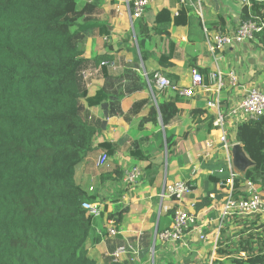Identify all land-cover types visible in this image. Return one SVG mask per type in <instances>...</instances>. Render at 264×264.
Wrapping results in <instances>:
<instances>
[{
    "label": "trees",
    "instance_id": "obj_1",
    "mask_svg": "<svg viewBox=\"0 0 264 264\" xmlns=\"http://www.w3.org/2000/svg\"><path fill=\"white\" fill-rule=\"evenodd\" d=\"M250 2L242 7L241 21L264 20V1ZM191 8L184 6L177 15L162 8L157 28L185 24ZM92 11L90 3L79 9L78 0H0V264H108L93 258L87 246L94 220L83 204L94 202L97 195H89L75 179L76 166L93 152L106 126L104 120L85 117V110L101 105L106 117L123 115L119 102L108 104L105 86L86 85L81 75L87 62L76 26ZM134 30L139 54L146 60L149 37L142 34L150 29L140 18ZM256 38L264 43V31ZM175 42L172 38L169 52L162 53V66L173 65ZM106 59L109 56L95 61L104 79L110 77L102 65ZM198 69L209 82L208 71ZM177 98L171 91L159 109L152 105L148 116L138 118L140 128L151 122L159 129L160 120L167 125L180 112ZM191 114L194 122H203L204 111ZM205 122L209 132L217 130L215 114ZM237 140L253 165L236 178V188L252 180L264 191V115L239 123ZM166 142L171 154L175 137L167 135ZM98 146L109 158L119 148L111 141ZM131 155L140 160L148 157L140 149ZM162 162L163 158L151 160L149 168ZM211 176L217 183L227 175ZM122 177L120 168L101 175L103 182ZM173 213L168 211L170 217ZM227 222L212 264H264L263 215L233 216ZM229 222L235 225L234 233Z\"/></svg>",
    "mask_w": 264,
    "mask_h": 264
},
{
    "label": "crops",
    "instance_id": "obj_2",
    "mask_svg": "<svg viewBox=\"0 0 264 264\" xmlns=\"http://www.w3.org/2000/svg\"><path fill=\"white\" fill-rule=\"evenodd\" d=\"M203 1L205 20L213 33L233 31L241 21L244 5L241 0ZM87 3L93 5V11L79 20L76 29L80 28V45L87 62L85 67H95L90 84L105 86L110 95L108 104L119 102L123 109V115L111 117L105 116L101 105L85 110L84 116L89 120L106 121L93 152L75 170L77 184L89 195H97L94 202L101 201L103 208L106 206L107 210L94 222L87 246L90 255L100 263L136 264L130 256L124 255L116 259L113 254L127 241L134 242L140 238L145 250L138 263L153 264L151 248L156 230L170 227L173 220L168 211L172 209L174 201L161 196L166 184L180 179L190 181L193 193L186 202L187 207L191 208L190 202H196L195 211L200 214L204 230L216 232L225 189L212 180L209 170L225 167L227 163L218 140V131L214 129L209 132L207 129L206 118L214 116V111L207 106L209 93L204 89L192 98L178 95L175 103L180 112L167 125L160 120L159 129L155 130L151 122L140 128L138 118L148 116L152 105L159 109V104L166 102L171 94L170 90L156 89L155 92L146 75L161 72L180 85L188 86L192 78L191 69L194 67L205 69L208 73L217 68L225 73L231 69L237 72L239 84L233 87L227 83L221 93V107L228 115L231 162L239 177H242L252 167L253 161L237 140V128L243 120L231 110L248 90L264 86V43L256 38L252 42L229 46L222 52L212 53L202 21L191 7L185 24L171 23L157 28L159 11L168 8L175 15L180 5L177 0H156L143 17L150 29L142 34V37H149L146 49L149 56L143 60L134 30L137 20L132 23L123 0H78V8ZM172 38L176 41L171 59L173 65L165 67L160 64L159 59L162 53L169 52ZM102 56H109V59L116 61L115 67L106 66L110 76L108 79H104L102 67L95 62ZM138 87L141 89H137ZM194 110L204 111L201 116L203 122H194L191 114ZM167 135H172L176 141L171 154L168 153ZM104 141L117 143L119 148L110 157L108 166L99 169L96 162L105 150L98 145ZM139 149L148 156L146 160L136 159L131 155V152ZM208 150H211V156L204 160L203 155ZM161 158V164L149 168L151 160ZM135 163L143 167V175L137 182L126 185L123 177L119 181H102L103 173L120 168L124 174ZM113 214L117 215L114 220L120 233L115 238L101 236L99 230L105 233L111 220L108 221V218ZM229 226L231 233H234V223L229 222ZM198 239L200 237L197 232L188 233L183 241L178 242L180 245L172 244V254L181 251V247L187 248L189 253L198 252L194 246ZM199 256L207 259L204 252H199ZM154 259L155 264H164L162 257L156 259L155 255Z\"/></svg>",
    "mask_w": 264,
    "mask_h": 264
},
{
    "label": "built area",
    "instance_id": "obj_3",
    "mask_svg": "<svg viewBox=\"0 0 264 264\" xmlns=\"http://www.w3.org/2000/svg\"><path fill=\"white\" fill-rule=\"evenodd\" d=\"M155 1L156 0H123V3L129 11L132 23H134V21L145 16L147 9ZM177 1L180 5V9L184 6L192 7L196 14L201 18L206 41L209 50L212 53L222 52L229 46L252 42L256 39V34L258 32L264 31V20L257 18L243 22L240 21L233 31L213 33L204 19L203 0ZM241 1L244 5H250L251 3V0ZM180 9L175 12V15L179 13ZM102 65L115 67L116 61L115 59H106L102 62ZM94 69V66H88L82 69L81 75L86 85L90 84ZM191 75V83L188 86L180 85L176 80L162 74L161 72H155L152 77L146 75V78L151 87L159 91H175L182 97L192 98L196 96L197 92L201 89H204L205 92L209 93L207 106L214 111L215 124L219 136L218 140L224 150L227 163L225 167H218L209 170L210 175H227L225 180L218 182L220 187L225 189V192L223 205L218 217L220 225L215 235V248H217V241L220 236L221 228L223 224L225 225V223L233 216L245 217L254 214L264 215V191L252 180H246L240 188H236V178L239 175L231 162L229 131L227 125L228 115L221 107V93L227 86V83L233 87L238 86L239 76L237 72L234 69H231L229 72L225 73L220 68H217L209 73L208 83L205 82L203 73L197 67L191 69ZM231 112L234 115H239L242 120H255L264 115L263 87H255L248 90ZM210 156L211 150H208L203 155V159L206 160ZM109 159L108 153L103 151L97 159V168L103 169L104 167H107ZM123 175V181L126 185H130L141 178L143 170L140 166L132 165L125 170ZM192 193L193 187L188 180L180 179L166 184L161 196L164 198H170L174 201V205L172 206V210L174 211L173 220L170 227L164 229L158 228L156 230L154 244L151 248L153 264H155L154 256L157 252L156 243L158 241H160V245L168 246L183 241L185 236L190 232H197L202 240L207 238V233L200 220V214L195 211L196 202H190L191 208H188L186 205V202L191 197ZM83 207L92 215L94 222L102 215L103 204L101 201H86L84 202ZM108 224L109 226L105 233L104 231L99 230V234L106 238H115L120 233L115 225V220H110ZM144 250L145 248L142 245L140 238H138V240L134 242L127 241L126 244L119 246L114 252L113 257L118 259L124 255L130 256L133 263L139 264L138 262L142 260ZM241 255L243 256L245 253H242Z\"/></svg>",
    "mask_w": 264,
    "mask_h": 264
},
{
    "label": "rangeland",
    "instance_id": "obj_4",
    "mask_svg": "<svg viewBox=\"0 0 264 264\" xmlns=\"http://www.w3.org/2000/svg\"><path fill=\"white\" fill-rule=\"evenodd\" d=\"M203 7H204V1H203ZM204 19H205V9H204ZM263 89H264V86H263ZM134 166H140V165L135 163ZM140 167L143 170V167L142 166ZM227 224L228 222H226L225 225L223 224L222 228L226 226ZM219 225H220V222H218V226L215 229L216 232L219 229ZM216 232L214 231L206 232L207 233L206 239L196 240V243H194L195 244L194 246L195 248H197L195 250L198 252H192V253H189V250L187 248L181 247V251L179 250L176 254H172L173 247H174L172 244L168 246H163V245H160V241H158L156 243V249H157L156 259L162 257V260H164V264H212V261L216 258L215 257L216 255H213L216 252V248H215ZM220 234H221V231H220ZM174 244L180 245V243L178 242ZM199 252H204V254L207 255V259L200 258ZM160 253L162 254L160 255ZM212 255H213V259L211 258ZM178 256L180 257L178 258ZM204 259L206 260L205 262H204Z\"/></svg>",
    "mask_w": 264,
    "mask_h": 264
}]
</instances>
